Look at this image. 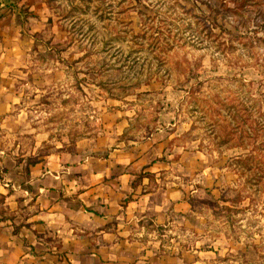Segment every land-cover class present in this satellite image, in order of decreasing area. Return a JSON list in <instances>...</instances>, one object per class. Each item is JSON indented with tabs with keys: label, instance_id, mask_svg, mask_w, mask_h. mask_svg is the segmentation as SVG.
Masks as SVG:
<instances>
[{
	"label": "rangeland",
	"instance_id": "rangeland-1",
	"mask_svg": "<svg viewBox=\"0 0 264 264\" xmlns=\"http://www.w3.org/2000/svg\"><path fill=\"white\" fill-rule=\"evenodd\" d=\"M38 3L0 23V49L18 45L5 53L22 61L0 66L22 125L5 152L30 164L111 122L126 140L161 143L192 192L184 248L227 239L264 264V0Z\"/></svg>",
	"mask_w": 264,
	"mask_h": 264
},
{
	"label": "crops",
	"instance_id": "crops-1",
	"mask_svg": "<svg viewBox=\"0 0 264 264\" xmlns=\"http://www.w3.org/2000/svg\"><path fill=\"white\" fill-rule=\"evenodd\" d=\"M35 1L0 0V23L13 21L21 6L37 8ZM16 47L0 49L4 70L22 66L5 53ZM6 75L0 85H10L13 76ZM2 89L0 264H249L227 239L184 248L192 192L184 189V173L172 171L161 143L126 140L111 122L103 125L107 133L30 164L15 156L17 149L6 153L7 145L21 143L6 136L22 125H13L12 92Z\"/></svg>",
	"mask_w": 264,
	"mask_h": 264
},
{
	"label": "trees",
	"instance_id": "trees-1",
	"mask_svg": "<svg viewBox=\"0 0 264 264\" xmlns=\"http://www.w3.org/2000/svg\"><path fill=\"white\" fill-rule=\"evenodd\" d=\"M150 39H154V41H150V43H155L156 46H158L161 50H166V46H170L168 41H166V38H159V36H156L153 38V35L151 34ZM170 48V47H169Z\"/></svg>",
	"mask_w": 264,
	"mask_h": 264
}]
</instances>
